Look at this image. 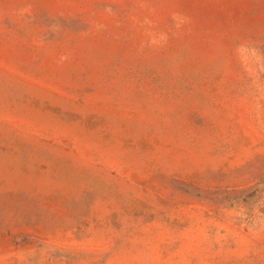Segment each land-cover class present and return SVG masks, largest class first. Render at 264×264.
Here are the masks:
<instances>
[{"label": "rangeland", "instance_id": "obj_1", "mask_svg": "<svg viewBox=\"0 0 264 264\" xmlns=\"http://www.w3.org/2000/svg\"><path fill=\"white\" fill-rule=\"evenodd\" d=\"M0 264H264V0H0Z\"/></svg>", "mask_w": 264, "mask_h": 264}]
</instances>
